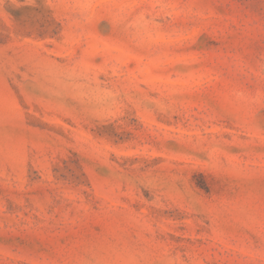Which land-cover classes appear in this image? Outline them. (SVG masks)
Segmentation results:
<instances>
[{"label": "rangeland", "instance_id": "1", "mask_svg": "<svg viewBox=\"0 0 264 264\" xmlns=\"http://www.w3.org/2000/svg\"><path fill=\"white\" fill-rule=\"evenodd\" d=\"M0 264H264V0H0Z\"/></svg>", "mask_w": 264, "mask_h": 264}]
</instances>
